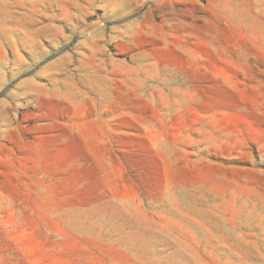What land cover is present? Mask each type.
Returning <instances> with one entry per match:
<instances>
[{"label": "rangeland", "instance_id": "rangeland-1", "mask_svg": "<svg viewBox=\"0 0 264 264\" xmlns=\"http://www.w3.org/2000/svg\"><path fill=\"white\" fill-rule=\"evenodd\" d=\"M0 264H264V0H0Z\"/></svg>", "mask_w": 264, "mask_h": 264}]
</instances>
